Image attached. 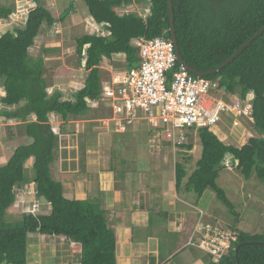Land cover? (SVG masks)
I'll return each mask as SVG.
<instances>
[{
  "label": "trees",
  "instance_id": "16d2710c",
  "mask_svg": "<svg viewBox=\"0 0 264 264\" xmlns=\"http://www.w3.org/2000/svg\"><path fill=\"white\" fill-rule=\"evenodd\" d=\"M9 1L0 4V24L16 15L17 4ZM81 1L94 23L103 25L108 34L95 33L74 40L76 64L83 62L87 76L84 85L68 98L58 90L48 92L52 79L47 77L44 59L29 53L40 32L57 22L44 2L32 0L34 8L28 12L25 23L0 32V90L4 92L0 95V120L4 124L14 121L11 132L15 131L12 134L17 133L23 141L0 167V264H27V237L33 234L65 238L73 243L79 250L78 264H116L115 234L108 227L101 206L90 199H67L62 185L52 178L50 168L56 160L61 135L66 133L64 128L72 120L91 118L88 101L98 100L101 83L110 79H104L102 65L122 71L138 66V50L132 45L138 38L172 41L174 37L182 64L216 82L226 94L242 100L251 96L253 124L248 130L256 136L237 146L219 141L206 129L188 132L186 141L193 134L197 137L201 157L190 174L186 166L192 157L174 162L175 189L182 188L197 199L211 190L221 204L233 209L226 193L217 185L227 157L237 162L233 170L245 181L254 176L264 185V0H170L171 8L169 0H146V18L136 13H118L142 0ZM67 15L69 10L58 21L63 22ZM239 50L235 58L213 73ZM118 55L124 56L123 63L113 60ZM50 116L62 122L57 134L49 124ZM186 141L180 150L187 155L193 146ZM163 144L171 152L170 145L166 141ZM30 158L34 160L31 183L35 184V196L50 207V212H24L20 218L7 222L6 213L16 200L13 189L30 183L24 166ZM232 215L233 225L228 230L237 234V242L218 264H264V232L251 235L237 230L239 215Z\"/></svg>",
  "mask_w": 264,
  "mask_h": 264
},
{
  "label": "crops",
  "instance_id": "0c3cea01",
  "mask_svg": "<svg viewBox=\"0 0 264 264\" xmlns=\"http://www.w3.org/2000/svg\"><path fill=\"white\" fill-rule=\"evenodd\" d=\"M15 1H13L14 4ZM28 1L29 3L32 2V0H24L23 2L21 1V5L26 4ZM78 1L80 0H73L67 8H63V10L67 9L70 12L65 28L62 26L65 22L58 21L61 16L58 13L57 23L51 29H48L50 31H47L48 37L46 36V38H51L52 42L45 41L42 48L48 52H43L42 49H39L37 55L30 54L44 59L47 77L50 76L52 79L48 91L58 90L64 95V98L67 97L65 92L71 90L68 87L76 86V82L72 81V77L66 78V80L58 78L59 70L67 69L76 72V69H83V62L80 66H77V57L74 58V52L68 48L66 54L63 55L60 50L62 37L54 40L53 35L55 34L57 37L62 35V31L66 33L76 28L82 29L84 35H91L97 32L106 33L104 26L95 24L86 11L87 15L82 13L83 9L75 5ZM31 5H34V2ZM134 6V9L139 10L136 5ZM63 10L61 9V12ZM63 37L66 40L65 36ZM34 46L29 53L32 52ZM60 56H66L64 57L66 64L64 68L61 67L63 63L60 59L63 58ZM114 58L120 63L124 62L123 55H118ZM104 67L102 65V70L107 71L111 76L122 72L120 68L115 70L109 65H106V68ZM54 72L56 74L52 75ZM83 85L84 82L82 85H78L79 89ZM77 90L71 91L70 94ZM56 118L61 125V120L58 117ZM74 122L72 120L68 128ZM136 128L134 129L136 131L133 130L123 135H116V137H119V141L123 140V142L118 144L123 153L120 161L117 162L112 157L105 159L106 156L104 158L94 157L92 155L96 152L90 151L89 145L85 146L83 143L81 144L83 148L82 159H74L75 157L68 159V156L65 159V162L77 163L78 170L62 171L60 170L62 167L55 160L50 168L52 178L62 185L64 196L67 199L78 201L90 199L101 206V209L105 212L107 225L115 234L116 264H208L210 257L192 244L200 240L204 225H216L228 230L233 223L223 219L221 221L219 219H211V216L202 209L200 204L194 202L196 198L192 193H188L184 189L177 191L174 184V174L167 169L170 166V160H174L173 154H170L172 151L169 152L167 148H161L159 143L154 146L151 144L152 133L150 128L143 126ZM212 133L216 135L219 141L227 139L225 135L219 136L215 132ZM113 135L106 138L109 140L108 144H105L107 148L110 147L109 153L114 145L112 143ZM65 136L70 137L69 135ZM99 136L95 140L92 139L93 141L87 142V144L96 142L105 151L107 150L103 148L105 138L100 139L101 137ZM125 136H130V139L127 140ZM94 145V143L90 144V148ZM9 146L13 150L17 145L12 143ZM59 150H61L60 146ZM104 161L112 162L108 169L101 168L102 164L106 165V163H103ZM33 162V158H30L25 165H33ZM81 165L83 166L82 169ZM196 200L201 202L202 197ZM46 206L49 214L50 207L47 204ZM236 229L241 231L238 225ZM35 235L42 238L45 237L33 234L29 235L27 239ZM45 238L48 239L49 237ZM160 241L164 242L161 243ZM164 248L167 249L166 255L164 254Z\"/></svg>",
  "mask_w": 264,
  "mask_h": 264
},
{
  "label": "built area",
  "instance_id": "2783aa9c",
  "mask_svg": "<svg viewBox=\"0 0 264 264\" xmlns=\"http://www.w3.org/2000/svg\"><path fill=\"white\" fill-rule=\"evenodd\" d=\"M28 12L26 10V15ZM20 13L17 5L16 15ZM132 45L138 50V66L103 81L98 100L88 101L90 109H99L103 104L110 114L101 120L104 126L122 135L138 126H146L151 129L153 146L166 141L175 154L186 141L188 132L196 133L199 129L211 132L221 123L224 115L231 119L232 132L239 131L245 138L244 144L247 143L249 132L244 124H253L251 96L242 100L226 94L216 82L189 73L177 60L172 41L138 38L132 41ZM236 165L231 157L223 160L225 169L233 170ZM32 194L35 192L32 191ZM38 211L39 206L33 204L32 210L25 212L36 215ZM236 242L235 232L204 225L200 240L192 245L216 264L230 253ZM69 244L75 247L73 243Z\"/></svg>",
  "mask_w": 264,
  "mask_h": 264
},
{
  "label": "rangeland",
  "instance_id": "374dc122",
  "mask_svg": "<svg viewBox=\"0 0 264 264\" xmlns=\"http://www.w3.org/2000/svg\"><path fill=\"white\" fill-rule=\"evenodd\" d=\"M15 1V0H12ZM24 0H16L15 3L19 7V11L21 12L19 15H13L8 21H3L0 24V32L3 33L7 30H10L11 28L13 29L14 27H17L18 25L22 24L24 21H22V18L25 19L26 15V9L29 11L32 8H34V5H31L29 1L21 5V3ZM42 2L45 3L46 7L52 11L53 16L55 18L58 17V13L61 15L64 14L67 11L63 10V8H67L70 2H73V0H41ZM9 0H0V4L2 3L3 5H6ZM77 7L83 9L82 13L87 15V9L85 4L80 0L77 2ZM134 5H136L139 10L134 9ZM132 6V7H130ZM128 8H126L127 12H133V13H141L142 16H147L148 11H149V3L146 0L139 1L137 3H134L133 5H130ZM61 9L63 10L61 12ZM60 10V11H59ZM86 11V12H85ZM67 17V18H66ZM65 24H62L63 28L66 27V24L68 23V15L65 16L64 20ZM57 23V22H56ZM59 23V22H58ZM47 28L42 30L40 32V35L38 38L35 40V46L30 54L32 55H37L38 50L42 49L44 47V42L45 41H51L52 39L46 38L47 36ZM98 33V32H97ZM62 35H56L54 34L53 39L58 40L60 37H62V49L60 48L61 52L63 55L66 54L67 48L70 51H75V43L73 39H79L84 36V33L82 32V29H71L66 33H61ZM66 40L64 39V37ZM48 37V36H47ZM39 40V41H38ZM38 41V42H37ZM62 57V56H60ZM66 57V56H64ZM64 57H62V63L61 67L64 68L66 66L64 62ZM75 58V55H73ZM115 62L118 63V60L116 58L113 59ZM106 68V65H104ZM52 64V68H53ZM115 69V68H114ZM59 70V69H58ZM60 74L58 75V78L61 80L66 78H71L72 81L76 84V86H69L66 94V98L69 97L70 92L79 89L78 85H82L83 82L85 81V78L87 76V72L84 71L83 69L79 70L76 69L75 71L72 70H59ZM121 71V70H120ZM105 72V73H104ZM126 71L123 70L120 73H125ZM56 72H54L52 75H55ZM104 74V79H109L110 78V73L107 71H103ZM110 80V79H109ZM108 80V81H109ZM51 93L52 91H48ZM4 92L0 90V95H3ZM100 110L96 109L94 110L93 107H91L94 111H91L88 116H91L87 118H80L72 125L70 128H64V135H61L59 146L61 147V150L58 149V152L56 154V160L57 164H59L62 168L60 170H78L77 168V163L75 162H65V159L68 156V159H82V150L83 148L81 147V144L84 143L85 146L89 145L88 148L90 151L96 152L92 156H98L99 158H104L109 159L113 158L115 161H120L122 159L123 153L118 144L122 141H119V137H116V133H113L111 128H107L104 126V123L101 121L108 115L107 110H102L104 109V105H100ZM108 106V105H107ZM99 110V111H97ZM97 115H94V114ZM242 124V120H240ZM16 124L14 121H10L6 124L3 123L2 120H0V167L4 166L7 162L8 159L12 155L11 147L9 144L15 143L17 146L21 145L23 143L22 138H19L16 133V135H13L12 128ZM50 126L52 127V131L57 134L59 130L62 129L60 125V121L54 117L50 116ZM12 126V127H9ZM59 126V128H58ZM92 127V129H91ZM146 127V126H143ZM231 119L227 116L222 115V120L221 123L217 125L216 128L212 129V132H215L219 136H226L227 139L224 141L225 143H232L237 146L239 144H244L245 143V138L243 139L240 135L239 131L232 132L231 130ZM251 127L250 125L246 126V131L249 132V139L252 138L253 136H256L254 132L248 130ZM137 129V128H136ZM144 130V129H143ZM133 131V130H132ZM136 131V130H134ZM129 133V132H128ZM244 133V131H243ZM11 134V136H9ZM72 134V135H71ZM115 134V135H113ZM65 135H69L70 137H66ZM101 137L100 139H106L109 138V136L113 135L114 139H112L113 148L112 151L109 153V148L105 145L107 142H109L108 139H104V146L103 148L107 150H103L102 147H99L96 142H93L95 145L90 148V144L93 143H88L90 141H93L96 139V137ZM132 135V134H131ZM117 139H116V138ZM127 137V136H125ZM122 137V138H125ZM93 139V140H92ZM130 139V136L127 137V140ZM150 140L153 141V138L151 136ZM187 142L188 144H191L193 146V150L186 155V151H176L174 155V160H170V166H168L167 169L171 170L174 174L173 171V165L174 162H182L185 158V156H190L192 157L191 162L186 166L187 173L190 174L194 171L195 169V164L201 157V146L198 143L197 137L193 134ZM164 142H160L161 148L165 147L163 144ZM78 144V145H77ZM108 144V143H107ZM16 146V147H17ZM77 149V150H76ZM81 150V151H80ZM173 152H171L172 154ZM79 154V155H77ZM77 155V156H75ZM100 155V156H99ZM97 159L99 160V158ZM79 160V159H78ZM96 161V160H95ZM94 161V162H95ZM103 163H106V165L101 166V168H106L110 167L112 162L110 163L109 161L106 162L104 161ZM33 164V163H32ZM82 164V163H81ZM26 169V176L30 182L29 185H24L22 189H19L16 191L18 188H15V196L16 200L13 206L7 211L6 213V221L11 222L15 219L20 218L21 214L25 211L32 210L33 204L36 206H39V211L36 213V215H46L48 214V208L42 200H38L37 198H34V195L32 194V189L34 188V185L31 183L32 177H33V171H32V165H24ZM58 166V165H57ZM56 166V167H57ZM69 167V168H68ZM81 165V169H82ZM55 169V167H54ZM166 169V170H167ZM171 172V173H172ZM185 182V180H184ZM217 185L219 188H221L225 193L226 197L228 200L232 203L233 209H227L223 204H221L217 198L214 192L211 190H206L204 194L202 195V201L200 202L199 200L194 199V202H197L200 204L202 209L208 213V215L211 216V219H219L220 221L227 220L228 222L233 221V213L239 215V220H240V225H238V228L245 233L254 235L258 233V235H261L264 232V185L260 183L258 179H256L254 176L251 177L250 180L245 181L243 177L240 175V173L236 170H228L224 169L220 174L219 178L217 179ZM182 189V188H180ZM232 213V214H231ZM216 223V221L214 220ZM213 222V223H214ZM216 226V225H214ZM161 243L164 241H160ZM79 253L78 248L72 247L67 241L61 240L56 237H49L46 239L45 237L42 238L40 236H30L29 239H27V262L28 264H76V254ZM167 253V249L164 248V254ZM36 255V257H35ZM166 255V254H165Z\"/></svg>",
  "mask_w": 264,
  "mask_h": 264
},
{
  "label": "water",
  "instance_id": "95a60500",
  "mask_svg": "<svg viewBox=\"0 0 264 264\" xmlns=\"http://www.w3.org/2000/svg\"><path fill=\"white\" fill-rule=\"evenodd\" d=\"M169 8H171V2H170V0H169ZM171 30L173 31V24H172V22H171ZM262 31V30H261ZM254 39V37L251 39V40H253ZM172 42H173V44H174V46H175V50H176V56H177V60L179 61V63H181V59H180V56H179V54H178V52H177V46H176V42H175V39H174V37H172ZM248 44V43H247ZM246 44V45H247ZM246 45L244 46V47H246ZM243 47V48H244ZM240 51L241 50H239L236 54H234L233 56H232V58H230L225 64H223L220 68H218L217 70H215L213 73H217V72H219L227 63H229L233 58H235L239 53H240ZM184 65V64H183ZM185 66V65H184ZM185 68L187 69V71L189 72V73H191V74H193L194 76H196V77H203L204 78V76L203 75H201V74H196L195 72H193L192 70H190L188 67H186L185 66ZM237 250H238V248L235 250V254H237Z\"/></svg>",
  "mask_w": 264,
  "mask_h": 264
},
{
  "label": "clouds",
  "instance_id": "9594fccd",
  "mask_svg": "<svg viewBox=\"0 0 264 264\" xmlns=\"http://www.w3.org/2000/svg\"><path fill=\"white\" fill-rule=\"evenodd\" d=\"M133 5V4H132ZM127 7H129V6H127ZM126 7V8H127ZM126 8H124L123 10H119V14H127V13H133V12H127L126 11ZM136 14H138L139 16H141V17H143V18H146L147 16H149V11H148V14H147V16H142L141 15V13H136ZM26 18H27V15H26V17H25V19H23L22 18V21H24L22 24H24L25 23V21H26ZM103 26V25H102ZM95 34V33H94ZM96 34H100V35H102V36H105V35H107L108 34V32H106V33H100V32H98V33H96ZM100 109V108H99ZM91 110H93V109H91ZM96 110V109H95ZM30 184V183H29ZM29 184H27V185H29ZM33 184V183H32ZM34 185V188L31 190V191H34L35 193H36V190H35V184H33ZM23 187H25L24 185H22V186H16L15 188H18V189H22ZM15 188L13 189V191L15 190ZM17 189V190H18ZM16 190V191H17ZM14 193H15V191H14ZM34 198L36 199V196H35V194H34ZM24 213V212H23ZM60 239V238H59ZM231 252V251H230ZM225 258V257H224ZM210 261H211V258H210ZM221 261V260H220ZM219 261V262H220ZM212 262V261H211ZM218 262V263H219ZM218 263H216V264H218ZM214 264V263H213Z\"/></svg>",
  "mask_w": 264,
  "mask_h": 264
}]
</instances>
